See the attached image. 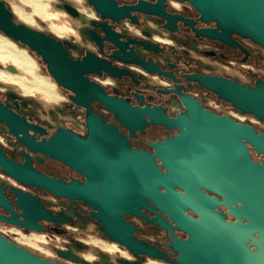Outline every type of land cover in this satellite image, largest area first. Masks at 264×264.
<instances>
[{"label": "water", "instance_id": "95a60500", "mask_svg": "<svg viewBox=\"0 0 264 264\" xmlns=\"http://www.w3.org/2000/svg\"><path fill=\"white\" fill-rule=\"evenodd\" d=\"M87 1L101 19V22L91 21L99 29L89 32L100 31L103 39L111 44L116 45L119 35L108 23L131 18L132 11L158 15L167 20V29L176 30L170 25L171 17L164 11L168 0H157L154 4L139 0L130 6H119L116 0ZM176 1L193 6L200 21L215 23V28L195 29L197 35L231 42V35L238 34L264 47V0ZM65 8L72 16L82 18L83 23L88 22L75 6L68 4ZM0 32L36 53L58 86L72 92V101L88 107L91 101L102 102L131 135L150 124L180 132L172 139L151 143L154 153H150L131 148L128 140H122L113 126L95 122L92 113L89 138L59 129L53 137L38 141L30 136V130L41 134L44 130L0 102V121L21 144L31 152L41 153L82 173L87 182L66 183L28 165L30 156L27 153L23 152L26 162L20 164L0 150V167L6 174L21 183L45 189L58 199L81 200L90 205L92 216L106 235L137 255L173 264H264V132L258 133L250 122L203 109L183 94L189 117L181 114L171 119L147 106H127L107 95L102 86L86 76L102 70L113 76L119 73L105 62L96 65L90 52L82 60H74L65 46L70 44L68 40L17 21L4 0H0ZM139 63L147 67L144 62ZM0 68L19 73L13 63H0ZM201 81L239 112L264 122V80L260 79L253 86L220 77H204ZM250 148L262 156L259 162L253 159ZM176 187L184 193L177 192ZM203 188L221 201L206 194ZM2 190L0 185V205L10 209ZM17 194L16 204L22 214L36 221L35 206H40L39 199L20 191ZM191 194L196 195L197 200ZM218 203H222L236 221H228L224 214L217 212L214 206ZM186 207L193 209L200 218L187 214ZM141 209L154 214L148 222L170 230L177 228L189 235L186 240L172 236L171 245L179 253L176 261L131 233L133 227L121 215L145 216ZM0 218L39 232L44 230L38 223ZM42 218L55 219L47 209L39 217ZM0 264L60 263L38 256L0 234Z\"/></svg>", "mask_w": 264, "mask_h": 264}, {"label": "flooded vegetation", "instance_id": "af4514ba", "mask_svg": "<svg viewBox=\"0 0 264 264\" xmlns=\"http://www.w3.org/2000/svg\"><path fill=\"white\" fill-rule=\"evenodd\" d=\"M83 1L88 11L81 10L72 0H61L59 7L77 21L75 26L77 34L70 37L56 36L70 42L65 46L74 60L80 61L90 52L93 56L92 61L96 65L105 62L113 71L119 73L120 75L113 76L102 70L86 76L90 81L102 86L107 95L127 106L136 108L147 106L171 119H176L181 114L189 117L188 108L182 99L183 94L196 104H200L203 109L234 117L230 109L236 112L238 110L204 86L201 79L220 77L249 86L255 85L260 79L264 80V47L238 34L231 35V42L197 35L195 29L215 28V23L207 24L200 21L197 10L188 2L176 0L166 2L164 11L171 17L170 25L176 28L175 31L165 27L167 20L164 18L135 11L131 12V18H126L120 23L110 21L108 24L113 26V31L119 35L115 45L105 41L100 31L92 34L89 32L90 29H99L98 25H92L91 21L101 22V19L88 1ZM116 1L119 6H130L139 0ZM144 1L152 4L157 2V0ZM68 4L75 6L88 22L83 23L82 18L72 16L65 8ZM184 19L188 20V23ZM139 61L144 62L147 67ZM60 89L63 98L49 108L42 107L13 88L0 91V102L28 123L44 130L43 134L30 130V136L38 141L53 137L59 129L69 130L84 139L89 138L92 113L95 114V122L113 126L122 140H128L133 149L154 153L151 143L172 139L180 134L177 129L150 124L144 129L136 130L135 135H131L102 102L91 101L90 107L80 105L72 101L71 91L62 87ZM244 122L254 125L258 133L264 132V126L255 125L250 119ZM0 150L10 160L20 164H24L27 160L23 153L25 152L30 156L28 165L66 183L73 180L79 183L87 182L85 175L64 163L41 153L31 152L17 140L2 121H0ZM250 152L253 159L259 162L262 156L256 154L252 148ZM156 160L160 163L159 159ZM160 168L165 171L163 167ZM0 185L3 187V197L10 207L9 209L0 205V216L25 220L26 224L38 223L44 229L39 232L0 218V234L38 256L60 264H173L151 256L137 255L111 240L101 224L92 216V207L81 200L58 199L45 189L15 180L1 167ZM202 190L221 201V198L212 192L204 188ZM19 191L39 199L40 206H35L36 221L31 217H25L22 209L17 206ZM176 191L184 193L179 187H176ZM191 195L197 200L196 195ZM44 209L49 210L55 219H39L43 216ZM214 209L224 214L226 220L236 221L222 203L215 205ZM184 210L191 217L200 218L193 209L186 207ZM141 212L145 216L132 214L121 216L133 227L131 233L137 239L158 248L163 254L176 261L179 253L171 245L172 236L186 240L189 235L177 228L170 230L148 222L147 219L153 218L154 214L147 209H141ZM164 218L173 226L168 218L165 216ZM31 233L62 237L64 246L55 248V257L40 255L17 240L18 237L28 236ZM84 236H92L95 241L86 243L83 240ZM249 246L256 250V247L250 243ZM89 253L93 256L86 255Z\"/></svg>", "mask_w": 264, "mask_h": 264}, {"label": "rangeland", "instance_id": "374dc122", "mask_svg": "<svg viewBox=\"0 0 264 264\" xmlns=\"http://www.w3.org/2000/svg\"><path fill=\"white\" fill-rule=\"evenodd\" d=\"M14 12L15 18L33 28L52 33L57 36H70L77 34L75 26L77 21L70 18L59 7L61 0H38L37 5L26 0H4ZM83 11H88L83 0H72ZM0 41L14 47L18 52L27 55L30 60L28 69L21 73H13L5 68H0V91L13 88L28 98L33 99L44 108L54 106L63 98L60 86L50 76L46 64L27 46L18 43L4 33L0 32ZM3 65L13 63L12 59L2 60ZM19 69V68H18ZM237 117L245 121L250 119L255 125L264 126V122L254 116L239 113L230 109ZM17 240L34 252L47 257H55V248L64 246V239L51 234L31 233L28 236H20ZM86 243L95 241L92 236H84ZM93 256L92 254H86Z\"/></svg>", "mask_w": 264, "mask_h": 264}, {"label": "bare ground", "instance_id": "6f19581e", "mask_svg": "<svg viewBox=\"0 0 264 264\" xmlns=\"http://www.w3.org/2000/svg\"><path fill=\"white\" fill-rule=\"evenodd\" d=\"M26 1L34 4L35 6L38 3V0ZM0 58L2 60L12 59L13 64H15L19 68V73L27 70L28 65H30V60L28 59L27 55L18 52L14 47L4 41H0Z\"/></svg>", "mask_w": 264, "mask_h": 264}, {"label": "built area", "instance_id": "2783aa9c", "mask_svg": "<svg viewBox=\"0 0 264 264\" xmlns=\"http://www.w3.org/2000/svg\"><path fill=\"white\" fill-rule=\"evenodd\" d=\"M238 112H239V111H238ZM239 113H241V112H239ZM232 115H233L234 117L238 118L236 114L232 113Z\"/></svg>", "mask_w": 264, "mask_h": 264}, {"label": "crops", "instance_id": "0c3cea01", "mask_svg": "<svg viewBox=\"0 0 264 264\" xmlns=\"http://www.w3.org/2000/svg\"><path fill=\"white\" fill-rule=\"evenodd\" d=\"M82 10V9H81ZM73 35H75V34H70V36H73ZM70 36H64V37H70Z\"/></svg>", "mask_w": 264, "mask_h": 264}]
</instances>
